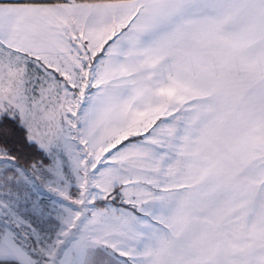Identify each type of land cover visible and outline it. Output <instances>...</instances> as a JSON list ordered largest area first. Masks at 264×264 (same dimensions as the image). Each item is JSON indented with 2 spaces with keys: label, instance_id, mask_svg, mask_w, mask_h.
I'll return each mask as SVG.
<instances>
[{
  "label": "snow or ice",
  "instance_id": "obj_1",
  "mask_svg": "<svg viewBox=\"0 0 264 264\" xmlns=\"http://www.w3.org/2000/svg\"><path fill=\"white\" fill-rule=\"evenodd\" d=\"M0 264H264V0H0Z\"/></svg>",
  "mask_w": 264,
  "mask_h": 264
}]
</instances>
